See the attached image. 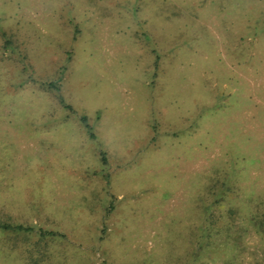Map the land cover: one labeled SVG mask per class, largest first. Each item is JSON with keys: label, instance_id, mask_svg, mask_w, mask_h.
I'll return each mask as SVG.
<instances>
[{"label": "rangeland", "instance_id": "obj_1", "mask_svg": "<svg viewBox=\"0 0 264 264\" xmlns=\"http://www.w3.org/2000/svg\"><path fill=\"white\" fill-rule=\"evenodd\" d=\"M262 209L264 0H0V264H264Z\"/></svg>", "mask_w": 264, "mask_h": 264}, {"label": "trees", "instance_id": "obj_2", "mask_svg": "<svg viewBox=\"0 0 264 264\" xmlns=\"http://www.w3.org/2000/svg\"><path fill=\"white\" fill-rule=\"evenodd\" d=\"M210 189H211V193L212 194H218V195H214V200L217 203L218 200H220L221 198H223V195H225V190L229 189V187L228 186L227 187H217V188L216 187H210ZM218 190H220V191H218ZM216 208H219V207H216ZM213 209H215V208L213 207ZM213 209H211L209 211V213H208L209 215L215 214V216H213L212 220L209 222V225H208V226H210L209 232L211 231L212 233L214 231V227L217 228V224H218V223L215 222V220H216L215 218H218V214H216L214 211H212ZM226 210H227L226 213L230 214V213H232L234 211V208L228 206L226 208ZM247 219L249 220V223L252 225V227H254L255 231H257L260 234V236L264 239V209H262L260 212L250 213L248 215ZM232 224H233V221H228V222L226 221V222H222L220 224L219 228L221 230L223 228L226 229V230H224L225 231L224 233H226L224 238H227L230 235L229 233H231V232H228V231L231 230L230 228H231ZM0 225L1 226H6L8 224H6L3 221H0ZM208 226H206L205 224L202 223V225H201V227H200L199 230L201 232H204V234H206L205 231H206V228H208ZM238 226L240 228H242V226L240 224H238ZM216 230H219V229L217 228ZM241 235H242L241 231L238 230V248H239V242H240L239 240L241 239ZM231 238H232V240L234 239V241L232 242L234 244L235 241H236L237 236L236 235H232ZM205 241L206 242H204V243H201V241L200 242L199 241H196V243H199V244L201 243L200 245L199 244L198 245L199 246H203L204 244L205 245L208 244V241L209 240H205ZM210 241H213V240H210ZM201 250L202 249H198L197 252H195V256H198V253L201 252ZM224 264H230L229 260L224 261ZM238 264H251V262L249 260L243 261V260H240L239 259L238 260Z\"/></svg>", "mask_w": 264, "mask_h": 264}, {"label": "crops", "instance_id": "obj_3", "mask_svg": "<svg viewBox=\"0 0 264 264\" xmlns=\"http://www.w3.org/2000/svg\"><path fill=\"white\" fill-rule=\"evenodd\" d=\"M98 125H100V123H98ZM97 125V128L99 127ZM50 137V136H49ZM96 139H98V140H104V136H96ZM60 148H62L61 146H60ZM98 150L95 152V153H100V155H101V161H104L105 160V157L109 154V150L107 149V150H104V149H100V148H97ZM69 153H72V150H70V151H68ZM105 156V157H104ZM119 156V155H118ZM128 157H123V158H119L120 160H126ZM111 159H114V157L113 158H111ZM104 163V168L107 166V164H108V160H107V162H103ZM113 163V162H112ZM61 164V169H62V171H60L61 173L63 172V173H65L66 172V174H69L70 176H79L80 175V172H82L83 170H82V165H83V163H81L80 162V164H79V166L80 167H78L79 168V170H77V168L75 167V165H74V163H73V160H72V162H70V164L66 161V162H62V163H60ZM49 168V167H48ZM50 169V168H49ZM66 169H68L67 171H66ZM82 170V171H81ZM83 173V172H82ZM88 174H89V172H88ZM91 174L92 175H95V172L94 171H92L91 170ZM61 175H63V174H61ZM108 176L109 175H107V172H106V176H103V178L104 179H108ZM74 187H77V186H74ZM123 189V188H122ZM109 194H110V192H108ZM107 194V193H106ZM108 194V195H109ZM112 194V193H111ZM114 195V194H113ZM122 191H120L119 189L117 190V193H116V195H115V198H121L122 196ZM97 196V195H96ZM91 205H96V207H97V209H99L100 210V212H99V215H96L97 216V219H96V222L95 223H98V224H100V223H104V220H103V218L104 217H108V215L110 214V211L114 208H116V206L113 204V199H112V195L109 197V198H104L103 196H98V197H93V200H92V204ZM131 207V209L132 210H135V209H138L137 211H139L140 209V205L138 204L137 206L136 205H129V208ZM120 210V209H119ZM136 211V210H135ZM137 211H136V213H137ZM120 212V211H119ZM119 212H117L116 211V213L119 215ZM101 217V218H100ZM96 218V217H95ZM103 233V232H102ZM102 233H100V234H98V235H95L94 237L95 238H97V240L99 239H101V237H102Z\"/></svg>", "mask_w": 264, "mask_h": 264}]
</instances>
